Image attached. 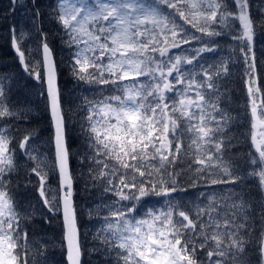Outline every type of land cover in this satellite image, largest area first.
I'll use <instances>...</instances> for the list:
<instances>
[{"label":"snow or ice","instance_id":"1","mask_svg":"<svg viewBox=\"0 0 264 264\" xmlns=\"http://www.w3.org/2000/svg\"><path fill=\"white\" fill-rule=\"evenodd\" d=\"M253 8L252 0H9L10 46L24 77L39 84L51 136L37 147V131L21 127L30 103L13 98L14 75H0V264H48L50 245L36 232L55 217L65 264H83L86 252L98 264H264V80L255 49L264 2ZM57 40L71 78L95 86L75 108L60 86ZM236 65L245 96L233 116L227 81ZM77 112L86 113L78 154L68 143ZM234 124L248 145L236 159ZM77 184L99 193L85 213L99 222L91 248ZM29 189L38 208L24 207ZM191 189L199 191L186 200Z\"/></svg>","mask_w":264,"mask_h":264},{"label":"trees","instance_id":"2","mask_svg":"<svg viewBox=\"0 0 264 264\" xmlns=\"http://www.w3.org/2000/svg\"><path fill=\"white\" fill-rule=\"evenodd\" d=\"M252 2L254 5L253 12L255 13L256 7L259 5V3L264 2V0H252ZM8 6L9 0H0V75H14L17 84L15 85L13 98L21 103L28 102L32 107L30 121L26 122L24 125H21V127L35 129L38 133V140H45L47 142L49 137L51 136L50 119L48 114L44 110L43 101L38 95V82L24 77L22 69L20 68L16 60L15 53L10 46V39L7 29L8 26L13 22V17L9 14L7 20L4 19V15L8 10ZM22 14L23 12H17L15 16V20L20 24H22L23 22L21 18ZM45 27L48 28L50 27V25L45 22ZM55 47L57 59L58 61H62L60 65V86L62 88L65 100L73 101L71 107L75 108L76 104L80 103V98L82 96H88L89 98L93 96L95 86H89L83 83L77 85L76 81L71 78L67 70L69 53L67 52V50L62 49V46L60 45L58 40L55 42ZM255 49L258 63V72L261 75L262 80H264V66H260V62L264 61V34H258ZM224 54H227V50ZM242 71L243 69L239 65L234 66L232 69L233 75L227 81V89L231 97L230 106L233 116H235L238 111H242L240 106L244 103L245 92L243 82L241 80ZM67 106L68 105H66V107ZM85 114L86 113L83 112H77V114L73 118L77 122L70 124L68 143L70 151H72L73 153L78 154L84 151V136L81 132L79 121ZM244 130L245 128L238 124H234L232 127V134L240 137L239 143L236 144L234 149V159L238 158L248 151V145L245 141L244 136L242 135ZM20 163L22 164L23 161H20ZM71 165L74 170H76L77 172L79 171V159L77 155H73L71 159ZM19 180L21 182L24 181V172L22 168L20 170ZM82 188V184H77L75 199L82 212L80 218L82 231L88 233L87 239L84 241V243L86 245V248H91V234L94 233L96 229L91 226L93 219L89 220L85 213L88 206L91 205L95 200H97L99 193L92 192L86 194L82 190ZM198 191L199 189H191L189 191V195L185 197V199H194ZM29 192L30 195L24 199V207L27 208L28 204L32 203L38 208L39 205L36 204L35 193L32 192L31 189H29ZM152 206L153 205L151 204L148 205V207ZM160 206V204L155 205V207L157 208H159ZM36 237L42 238L43 241L47 242L50 245L48 252V264H65L64 256L58 243L61 237V224L59 217L53 218V220L49 224H43L37 230ZM99 261L100 257L94 254H88L86 252L83 255V264H98Z\"/></svg>","mask_w":264,"mask_h":264},{"label":"rangeland","instance_id":"3","mask_svg":"<svg viewBox=\"0 0 264 264\" xmlns=\"http://www.w3.org/2000/svg\"><path fill=\"white\" fill-rule=\"evenodd\" d=\"M21 18H22L23 22L25 23V17H24V14L21 15ZM36 145H37V147H40L41 150H45V149L47 148V146H48L47 143H46L44 140L36 141ZM52 183H53V180L51 181V186H52L53 188H55V186H53ZM96 202H97V201H95L94 203H92V204L89 205V206L94 207ZM89 206H88V208H89ZM98 227H99V222H98V226H97V228H98Z\"/></svg>","mask_w":264,"mask_h":264},{"label":"bare ground","instance_id":"4","mask_svg":"<svg viewBox=\"0 0 264 264\" xmlns=\"http://www.w3.org/2000/svg\"><path fill=\"white\" fill-rule=\"evenodd\" d=\"M89 199V198H88ZM97 200H98V198H97ZM90 201V200H89Z\"/></svg>","mask_w":264,"mask_h":264}]
</instances>
